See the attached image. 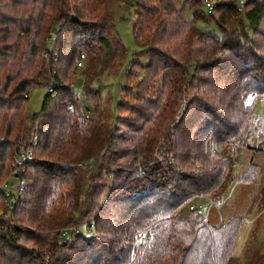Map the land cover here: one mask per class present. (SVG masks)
<instances>
[{"label":"trees","instance_id":"16d2710c","mask_svg":"<svg viewBox=\"0 0 264 264\" xmlns=\"http://www.w3.org/2000/svg\"><path fill=\"white\" fill-rule=\"evenodd\" d=\"M103 1L0 0V183L18 145L38 134L11 208L0 191V264H229L243 219L216 226L185 209L200 197L220 205L234 180L222 149L264 153V116L253 112L264 99V0L242 10L223 0L206 13L201 0H132L131 66L141 73L113 122L94 81L118 72L125 48ZM36 86L47 93L27 115ZM257 174L250 161L236 182Z\"/></svg>","mask_w":264,"mask_h":264},{"label":"rangeland","instance_id":"374dc122","mask_svg":"<svg viewBox=\"0 0 264 264\" xmlns=\"http://www.w3.org/2000/svg\"><path fill=\"white\" fill-rule=\"evenodd\" d=\"M209 1L213 4L223 0ZM245 1L246 0H238L240 10L244 9L243 3H245ZM94 3L95 1L89 2L88 10L94 9ZM100 6L101 13L106 14L114 21L115 32L125 48L124 59L118 72L106 71L94 81V89L99 92L104 100H108L110 122H113L117 116L116 105L121 98L122 101L129 106L134 103L132 98L134 90L132 87L137 80L135 75H138L141 71L139 66H131V62L134 59V55L139 51V47L135 43L131 30V25L135 18L132 0H104ZM201 10L203 13L207 12L204 5H201ZM91 17L92 16H87L85 18L91 19ZM186 19H192L191 12L188 11L186 13ZM194 24L200 31L210 33L216 37H221L218 27L213 22L195 21ZM88 34L98 35L99 33L88 32ZM140 61L141 63L145 62V59ZM77 68L72 80H77L74 85V91L76 95L81 98L82 78L80 76V69H82L83 66ZM130 70H132L133 78L125 79V71L128 72ZM129 75L130 73L127 74V76ZM123 85L127 87V90L125 94L123 93L120 95V89ZM46 93L47 90L44 86L32 88L24 107V111L27 115L39 112ZM253 112L256 115L264 116V100H258L254 104ZM124 117H127V114ZM248 144L252 148H257L258 142L256 137L251 136ZM221 154L230 162V174L233 176L234 180H232L231 184L226 188L220 205L210 206L207 210L206 203L205 205L203 204V201H207V199L200 197L190 203L185 209V212L190 211L191 206H194L202 212L207 223L216 226L225 222L229 217H241L243 219L242 226L232 247L229 264H251L252 259L264 256V153L260 152L253 156V152L245 148H224L221 150ZM250 161L253 162V165L256 166L258 171L255 183L252 185L237 183V178L246 169ZM84 228L85 227H81L79 230L84 232ZM86 236L87 233L85 234V237ZM77 243H80V241L77 240Z\"/></svg>","mask_w":264,"mask_h":264},{"label":"built area","instance_id":"2783aa9c","mask_svg":"<svg viewBox=\"0 0 264 264\" xmlns=\"http://www.w3.org/2000/svg\"><path fill=\"white\" fill-rule=\"evenodd\" d=\"M204 7L207 11L211 10L212 3L209 0H201ZM84 61V55L80 56L76 66L82 67ZM51 92V90H48ZM264 100V99H259ZM38 141L37 131L32 132L24 143H21L17 147V152L13 157L10 173L7 177V180L0 183V191H2L8 198L9 203L8 207L11 208L17 201V198L22 193L25 187L24 172L25 166L28 162H31L34 157V149ZM210 206H214L211 201H207ZM194 206L191 207L193 209ZM203 222L206 223V218L203 219Z\"/></svg>","mask_w":264,"mask_h":264},{"label":"crops","instance_id":"0c3cea01","mask_svg":"<svg viewBox=\"0 0 264 264\" xmlns=\"http://www.w3.org/2000/svg\"><path fill=\"white\" fill-rule=\"evenodd\" d=\"M205 203H206V207H207V210L209 209V204H208V202L207 201H203V204L205 205Z\"/></svg>","mask_w":264,"mask_h":264}]
</instances>
